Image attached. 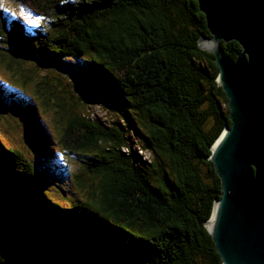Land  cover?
I'll return each mask as SVG.
<instances>
[{
  "label": "trees",
  "instance_id": "obj_1",
  "mask_svg": "<svg viewBox=\"0 0 264 264\" xmlns=\"http://www.w3.org/2000/svg\"><path fill=\"white\" fill-rule=\"evenodd\" d=\"M17 1L42 19L11 12L8 20L0 10V60L20 72L15 80H36L19 67L30 61L75 72L119 117L108 126L81 113L85 96L57 97L66 158L32 162L0 136V264H223L206 221L222 193L211 147L231 124L230 108L215 56L200 46L210 33L198 1ZM222 46L233 59L242 50ZM50 80L36 87L46 106L57 96ZM9 85L0 75V98ZM16 97L50 142L32 96Z\"/></svg>",
  "mask_w": 264,
  "mask_h": 264
},
{
  "label": "water",
  "instance_id": "obj_2",
  "mask_svg": "<svg viewBox=\"0 0 264 264\" xmlns=\"http://www.w3.org/2000/svg\"><path fill=\"white\" fill-rule=\"evenodd\" d=\"M197 1L210 33L200 46L215 56L231 121L211 147L222 193L206 227L223 264H264V0Z\"/></svg>",
  "mask_w": 264,
  "mask_h": 264
},
{
  "label": "rangeland",
  "instance_id": "obj_3",
  "mask_svg": "<svg viewBox=\"0 0 264 264\" xmlns=\"http://www.w3.org/2000/svg\"><path fill=\"white\" fill-rule=\"evenodd\" d=\"M0 10L8 11V20H10V14L12 13H14V18L20 17L23 19V21L27 22L31 21L33 23H38L41 20L39 16L37 17L35 13H32V11L26 8L22 2L17 0H0ZM2 45H4V42L1 41L0 37V46ZM19 67L22 69H32L36 74V80L34 79L28 81L26 83L27 85L22 84V81L18 82V78H22L20 72L11 68L8 69L6 63L0 60V75L10 83V85L7 87L9 93L7 95L4 94L7 98L5 96L4 99L0 98L2 103V105H0V136L7 144L15 146L21 150L32 162L39 161L40 159L38 156H40L42 153L45 155L55 154L60 155L61 157L64 156V154H62V146L58 142V139L62 135L61 131L63 125H59L58 120L56 119L57 116L55 111L57 106L54 104V102L56 101V103H58V99H56L57 97H62L64 102L69 104L68 101L70 100L67 97L71 96L73 101L77 102V96L83 95L85 96V99L83 101L79 100V104L81 106V108L80 106L79 108L82 114L84 113L85 115L94 117L108 126H111L112 122L118 119L119 116L114 105L105 102L101 99V97L93 93L92 95H89L88 92L84 90V88L78 86L79 82H77V73H71L70 71H67V73H61L59 71L56 72L55 70H52L53 72L51 73V70L49 71L47 68L41 67L32 61L28 63L26 62ZM47 76L48 79L49 76L52 78V80H50V84L55 86L57 95L54 98H51L50 106H46L43 102V100L47 98L46 94H39L36 89L37 83L44 82V77ZM56 78L62 80L63 83L59 84ZM1 85L4 86L5 84L3 83ZM20 87L23 88L25 92L22 91L21 93L20 89L15 90L16 88ZM63 87H65V91L63 90ZM16 91L21 95H16ZM22 95L26 96L27 98L32 96V98L28 99H31L30 101L32 102L34 101L38 107V112L39 115H41L46 132L51 135L52 140L50 142L47 141L48 139L44 142L41 138L39 139L37 137L39 132L35 130L33 124H30L28 117L20 113L21 110L18 109V105L13 103L14 96L20 98ZM17 111L19 113H17ZM41 137L44 136L41 135ZM141 152L142 151L139 150V153ZM143 154L145 158L150 157V153L147 151L143 152ZM66 157L67 156L65 155L63 158ZM68 162L72 165L73 169H76L77 172L81 173L83 178L90 177L91 174L87 171H84L85 165L83 163L77 162L73 158H71ZM53 191L54 194L60 198L61 202H64L65 197L62 196L60 190ZM63 194L67 195V192H63Z\"/></svg>",
  "mask_w": 264,
  "mask_h": 264
},
{
  "label": "bare ground",
  "instance_id": "obj_4",
  "mask_svg": "<svg viewBox=\"0 0 264 264\" xmlns=\"http://www.w3.org/2000/svg\"><path fill=\"white\" fill-rule=\"evenodd\" d=\"M67 10V9H66Z\"/></svg>",
  "mask_w": 264,
  "mask_h": 264
},
{
  "label": "snow or ice",
  "instance_id": "obj_5",
  "mask_svg": "<svg viewBox=\"0 0 264 264\" xmlns=\"http://www.w3.org/2000/svg\"><path fill=\"white\" fill-rule=\"evenodd\" d=\"M42 19V18H41Z\"/></svg>",
  "mask_w": 264,
  "mask_h": 264
}]
</instances>
